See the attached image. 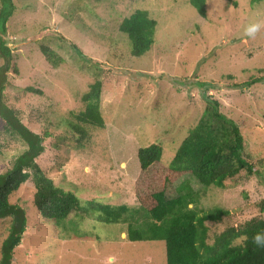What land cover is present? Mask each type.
Here are the masks:
<instances>
[{
  "label": "rangeland",
  "instance_id": "374dc122",
  "mask_svg": "<svg viewBox=\"0 0 264 264\" xmlns=\"http://www.w3.org/2000/svg\"><path fill=\"white\" fill-rule=\"evenodd\" d=\"M11 1L14 10L6 33L0 34L12 55L10 60L0 56V104L20 111L22 123L32 131L52 133L34 160L80 205L126 204L132 221L144 226L147 215L133 192L137 150L160 144V163L168 165L205 108L202 88L239 126L245 150L264 161V28L255 39L245 35L250 23L264 24V0H207L204 16L189 0ZM136 9L156 21L154 43L139 57L131 55L127 35L118 30ZM41 43L63 57L59 67L45 61ZM96 79L102 82L105 127L95 130L85 146L58 141L55 126L83 107L81 96ZM29 85L43 93L21 89ZM0 144L3 174L27 145L2 125ZM257 169L251 176L241 172L222 188H204L190 175L176 184L189 181L199 192L200 209H229L230 220L209 223L218 232L252 217L264 218V167ZM33 192L30 177L10 196L19 220L23 210V231L13 214L0 217V264H109L110 257L112 264H166L162 240L130 241L125 224L100 221L90 213L52 222L32 205ZM15 227L20 241L6 261ZM74 230L89 238L73 237Z\"/></svg>",
  "mask_w": 264,
  "mask_h": 264
},
{
  "label": "trees",
  "instance_id": "16d2710c",
  "mask_svg": "<svg viewBox=\"0 0 264 264\" xmlns=\"http://www.w3.org/2000/svg\"><path fill=\"white\" fill-rule=\"evenodd\" d=\"M189 3L199 15L206 14L207 0H189ZM13 10L11 0H0L2 36L7 31L6 23ZM155 26L156 21L144 9H136L120 21L118 30L127 35L131 55L139 57L151 49L155 40ZM72 45L82 54L76 45ZM39 49L53 68L63 63V57L50 46L41 43ZM0 56L9 60L12 56L2 37ZM10 68L18 72L15 66ZM21 89L35 94L43 93L30 85ZM101 91L102 82L99 79L89 84L88 90L81 96L83 107L70 111L68 118L55 126V130L60 132L57 134L58 141L85 146L95 130L105 127L100 112ZM201 96L206 102L205 108L168 165L160 163L163 152L160 144L152 143L137 150L139 171L133 192L140 210L147 215L144 226L132 221L133 215L126 204L90 202L82 206L74 194L55 185L34 160L44 150V138L52 133L47 129L42 134L32 131L22 123L20 111L0 104L3 131L16 134L27 145L14 159L12 167L0 174V217L13 214L24 230L23 210L20 211L22 217L19 220L17 212L12 209L14 205L10 202V196L31 177L34 186L32 205L43 218L52 222L63 223L73 219L74 215L83 217L90 213L100 221L125 224L126 238L130 241L162 240L166 264H264V248H258L252 242L254 233L264 231V218L252 217L242 224H230L218 232H212L209 223L222 222L225 217L230 220L229 209H200L199 192L190 186L189 181L185 179L176 184L180 177L190 175L204 188H222L241 172L251 176L258 172L257 168L264 167L262 159L254 160L255 154L245 150L246 138L239 126L222 114L219 101L205 88L201 89ZM1 148L0 144V153ZM262 202L264 204V200ZM262 208L264 210V205ZM18 230L15 227L13 235L7 240L6 261L12 258L13 249L19 244ZM81 233L74 230L72 236L89 238Z\"/></svg>",
  "mask_w": 264,
  "mask_h": 264
},
{
  "label": "clouds",
  "instance_id": "9594fccd",
  "mask_svg": "<svg viewBox=\"0 0 264 264\" xmlns=\"http://www.w3.org/2000/svg\"><path fill=\"white\" fill-rule=\"evenodd\" d=\"M262 28H264V24L260 22L250 23L245 28V35L249 38L255 39ZM252 242L256 247L264 248V231H257L256 233H254L252 237ZM113 259L114 257L109 258V264H112Z\"/></svg>",
  "mask_w": 264,
  "mask_h": 264
},
{
  "label": "water",
  "instance_id": "95a60500",
  "mask_svg": "<svg viewBox=\"0 0 264 264\" xmlns=\"http://www.w3.org/2000/svg\"><path fill=\"white\" fill-rule=\"evenodd\" d=\"M4 68H5V66H4Z\"/></svg>",
  "mask_w": 264,
  "mask_h": 264
}]
</instances>
